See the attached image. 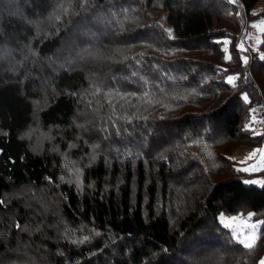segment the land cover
<instances>
[{"label": "trees", "instance_id": "trees-1", "mask_svg": "<svg viewBox=\"0 0 264 264\" xmlns=\"http://www.w3.org/2000/svg\"><path fill=\"white\" fill-rule=\"evenodd\" d=\"M261 1L73 0L63 15L67 0H0V264L264 259V235L248 253L218 220L264 219V188L243 183L264 173L225 149L264 147L246 128L264 121V43L238 51Z\"/></svg>", "mask_w": 264, "mask_h": 264}, {"label": "snow or ice", "instance_id": "snow-or-ice-1", "mask_svg": "<svg viewBox=\"0 0 264 264\" xmlns=\"http://www.w3.org/2000/svg\"><path fill=\"white\" fill-rule=\"evenodd\" d=\"M90 2L93 3L94 6V0H80V7L81 11L85 10L84 6L89 4ZM229 3L234 4V5H240V0H228ZM73 0H67V4L65 2H61L57 6V10L63 14L67 15L69 13V9L72 7ZM122 11L127 12V9H123ZM79 14V13H75ZM61 19V15L57 14L55 15V20L59 21ZM160 27L163 28V25H160ZM252 27L257 28L259 32L264 33V19L252 24ZM164 31L167 33V35L170 38H175L172 34V29L170 28H164ZM253 38V37H249ZM255 41L257 44L264 43V41H261L260 37H254ZM225 47L223 48L225 55V60L231 61L232 56L227 54L229 52V49L227 45L230 43L229 41H224L223 42ZM238 51L241 52H246L248 49L244 47L243 41L238 45ZM260 59L264 60V53H260ZM243 63L245 65L248 64V57L244 56L243 57ZM239 78V75H230L227 77V83L232 85V87H236V81ZM135 95L134 93H127V94H122L119 92H112L109 91L106 93V96L108 97H113L117 96L121 100L127 101L128 96ZM145 97L148 96V93L144 94ZM243 100L245 103H250L249 97L247 93L243 95ZM109 104L112 103L111 100L108 101ZM153 101L148 100V103H152ZM258 110L256 108L251 109V113H256ZM113 114H115V106H113ZM125 119H128L125 117ZM252 122H257L256 121V116L252 115L251 116ZM259 123H264V121H259ZM246 128L248 130L253 131L254 135H264V132H256L255 129H252L251 124L246 125ZM207 147V146H205ZM209 156L212 154L210 152L207 153ZM95 159V157H93ZM231 159V158H230ZM251 161V163H249ZM241 165H247L246 167H238L236 168L237 172H245V173H264V147L256 148L248 155L246 158L242 161H239ZM79 171V170H77ZM243 183L245 184H255L259 185L260 187L264 188V179H251V180H244ZM0 203H3L0 201ZM258 213L256 212H247L246 214L244 212H239L235 215H225L224 213H220L218 220L219 224L222 226L223 229H226L228 231L230 239L240 245L244 250H246L248 253L253 252L259 244V241L264 235L262 233L261 229L264 228V219H254L257 217ZM17 227H20L19 224H17ZM99 235V233H97ZM89 237L85 236L83 240L81 241H73V243H84L87 241ZM259 264H264V259H261L259 261Z\"/></svg>", "mask_w": 264, "mask_h": 264}, {"label": "rangeland", "instance_id": "rangeland-1", "mask_svg": "<svg viewBox=\"0 0 264 264\" xmlns=\"http://www.w3.org/2000/svg\"><path fill=\"white\" fill-rule=\"evenodd\" d=\"M264 13V1H261L255 8L254 10V15L255 16H259L261 14ZM256 23V21H250L246 24V26L244 27L241 36H240V40H239V44L241 43V41H243L244 43V47L246 49H248V51L246 52H254L257 51L260 47V44H257L254 37L259 36L261 41L263 40V33L259 32V30L257 28L252 27V24ZM249 37H253V38H249ZM229 45V44H228ZM227 45V47H228ZM228 54V53H227ZM256 123H257V131L258 132H262L263 131V123H259V121H263V117H256ZM256 146L250 145L247 142H232L229 145L226 146L225 149L228 150L230 157L233 159V161L235 162V165L238 167H246L247 165H241L239 163V161H242L246 158V156L248 155V153H250L251 151H253L254 149H256ZM249 163H251V161H249ZM243 174H246L247 176H251L257 173H245L242 172ZM222 176H224L223 173H220L215 175V180L220 179ZM259 186V185H258Z\"/></svg>", "mask_w": 264, "mask_h": 264}]
</instances>
